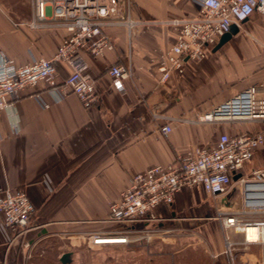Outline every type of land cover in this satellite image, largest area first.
<instances>
[{
  "label": "crops",
  "instance_id": "crops-1",
  "mask_svg": "<svg viewBox=\"0 0 264 264\" xmlns=\"http://www.w3.org/2000/svg\"><path fill=\"white\" fill-rule=\"evenodd\" d=\"M22 2L0 0V53L20 66L52 59L65 28L29 27L33 9L29 0ZM126 9L139 23L130 30L122 22L107 23L104 31L113 50L100 58L83 56L99 95L92 109L84 110L73 94L55 101L40 82L21 93L13 110L0 111V187L23 189L34 207L22 236L13 239L0 226V264H82L87 250L104 247H91L88 234L118 230L106 222L108 208L119 200L131 174L174 164L187 151L212 146L221 134L264 131L263 122H198L237 93L264 83V13L254 12L235 25L236 32L217 51L187 61L182 73H171L161 85L151 60L169 49L175 37L163 22L194 15L197 4L129 0ZM116 64L132 72L123 93L107 74ZM55 66L59 82L64 81L67 68ZM164 125L171 127L166 135ZM262 168L264 146L238 175ZM240 196L236 186L227 198ZM223 207L222 199L213 200L199 186L181 189L172 206L158 210L161 232L151 242V255L172 256L171 242L186 238L192 228L219 231L215 214ZM214 237L205 264H264V242H248L233 229L226 233L228 247L217 232Z\"/></svg>",
  "mask_w": 264,
  "mask_h": 264
},
{
  "label": "built area",
  "instance_id": "built-area-1",
  "mask_svg": "<svg viewBox=\"0 0 264 264\" xmlns=\"http://www.w3.org/2000/svg\"><path fill=\"white\" fill-rule=\"evenodd\" d=\"M29 1L33 9L29 27L58 24L65 28L66 35L52 59H33L30 64L20 66L0 53V111L13 110L21 93L40 82L47 84L55 101L73 94L84 110L92 109L99 102V95L83 56L100 58L113 50V43L104 31L107 23L122 22L129 30L139 23L131 20L126 11L129 0ZM193 1L197 4L194 15L175 16L163 22L174 31L175 37L169 49L151 60L161 85L171 73H182L187 61L204 59L232 25L239 26L254 12L264 13V0ZM48 19L52 22H46ZM56 63L68 70L62 82ZM107 74L120 93L124 92L123 82L132 77L130 69L118 64L111 65ZM238 121L264 123V83L244 89L198 118L199 123L217 125ZM170 131V125L161 128L164 135ZM263 146L264 131L235 136L221 134L212 146L187 151L174 164L131 174L119 200L108 208L106 222L116 225L118 230L88 234L86 242L91 247L106 246L103 241H121L116 245L151 243L161 232L160 207L172 206L181 189L195 186L213 200L222 199L224 207L217 210L215 219L225 236L229 229L245 235L249 227L264 228V168L238 175ZM235 176L238 178L233 180ZM236 186L240 188V199L228 200ZM33 213V204L23 189L0 187V226L10 231L13 239L27 231ZM225 242L228 247L227 237Z\"/></svg>",
  "mask_w": 264,
  "mask_h": 264
},
{
  "label": "rangeland",
  "instance_id": "rangeland-1",
  "mask_svg": "<svg viewBox=\"0 0 264 264\" xmlns=\"http://www.w3.org/2000/svg\"><path fill=\"white\" fill-rule=\"evenodd\" d=\"M13 1L17 5L23 3L22 0ZM219 231H209V234L206 231L190 229L186 238L171 242L168 249L172 256L151 255V243L106 245L101 251L87 250V257L82 260V264H205V259L210 258L216 232L225 243V233L222 229Z\"/></svg>",
  "mask_w": 264,
  "mask_h": 264
},
{
  "label": "bare ground",
  "instance_id": "bare-ground-1",
  "mask_svg": "<svg viewBox=\"0 0 264 264\" xmlns=\"http://www.w3.org/2000/svg\"><path fill=\"white\" fill-rule=\"evenodd\" d=\"M246 234L245 239L248 242H264V228H257V227H249L245 230ZM111 239H117V238H111ZM103 244L107 245H116L117 243H121V241H103L101 242Z\"/></svg>",
  "mask_w": 264,
  "mask_h": 264
},
{
  "label": "water",
  "instance_id": "water-1",
  "mask_svg": "<svg viewBox=\"0 0 264 264\" xmlns=\"http://www.w3.org/2000/svg\"><path fill=\"white\" fill-rule=\"evenodd\" d=\"M237 28L235 25H232L231 29L229 30V32L225 33L224 35H222L217 43V45L213 48V52L217 51L225 41H227L235 32H236ZM238 178V176L233 177V180H236Z\"/></svg>",
  "mask_w": 264,
  "mask_h": 264
}]
</instances>
